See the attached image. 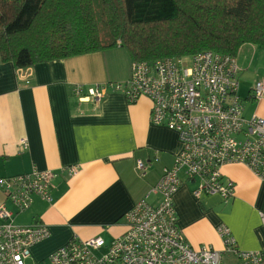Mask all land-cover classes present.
<instances>
[{
  "label": "crops",
  "instance_id": "0c3cea01",
  "mask_svg": "<svg viewBox=\"0 0 264 264\" xmlns=\"http://www.w3.org/2000/svg\"><path fill=\"white\" fill-rule=\"evenodd\" d=\"M115 49L121 48L19 70L11 62L0 63V178L33 168L55 174L52 203L33 196L29 209L21 213L0 190V203L12 212L14 224H43L49 232L31 247L26 264H47L48 257L73 237H100L108 245L122 235L124 215L180 151L174 131L150 124L147 98L129 103L113 88L98 102L74 96L75 86L85 93L128 79L130 60L125 61L122 49ZM262 53L245 44L236 56L238 95L246 104L255 105L250 88L264 79ZM240 90L246 94L241 96ZM256 104L252 115L264 119V100ZM21 140H26V149ZM139 159L148 164L144 177L136 172ZM221 172L235 183L227 201L218 195L195 197L196 183L181 175L182 185L174 195L177 224L191 248L210 246L221 252L222 264L224 258L228 264H241L225 251L218 227L229 229L237 250L264 251V182L240 164L224 165ZM158 200L151 196L148 202L155 205Z\"/></svg>",
  "mask_w": 264,
  "mask_h": 264
},
{
  "label": "built area",
  "instance_id": "2783aa9c",
  "mask_svg": "<svg viewBox=\"0 0 264 264\" xmlns=\"http://www.w3.org/2000/svg\"><path fill=\"white\" fill-rule=\"evenodd\" d=\"M238 74L236 57L205 51L132 62L129 77L121 84L96 86L85 93L75 86L73 94L79 100L98 102L108 88L122 93L129 103L147 98L150 124L174 131L181 148L157 183L124 215L122 235L108 245L100 237H73L48 257L47 264H222L221 252L210 246L195 250L186 242L177 224L174 195L182 185V175L196 183L195 197L218 195L227 201L235 189V183L221 172L228 164L243 165L264 182V119L243 115ZM250 99L264 100V79L252 85ZM21 144L27 148L26 140ZM135 168L144 177L148 164L139 159ZM54 176L52 171L33 168L1 177L0 190L21 213L29 209L33 196L52 203ZM151 196L159 198L155 205L148 202ZM218 234L225 251L235 254L241 264H264V251L237 250L225 226L218 227ZM48 236L43 224H14L12 212L0 203V264H26L31 247Z\"/></svg>",
  "mask_w": 264,
  "mask_h": 264
},
{
  "label": "trees",
  "instance_id": "16d2710c",
  "mask_svg": "<svg viewBox=\"0 0 264 264\" xmlns=\"http://www.w3.org/2000/svg\"><path fill=\"white\" fill-rule=\"evenodd\" d=\"M101 9L109 46L92 0H0V63L19 70L112 47L132 62L236 57L245 44L264 52V0H101Z\"/></svg>",
  "mask_w": 264,
  "mask_h": 264
},
{
  "label": "rangeland",
  "instance_id": "374dc122",
  "mask_svg": "<svg viewBox=\"0 0 264 264\" xmlns=\"http://www.w3.org/2000/svg\"><path fill=\"white\" fill-rule=\"evenodd\" d=\"M92 4H93V9H94L96 19L98 21V29H99V35H100L101 42L104 46H109L112 43V38L109 35V32L106 28L105 21H104L103 15H102L101 0H92ZM113 48H116V47H112L109 49H113ZM121 49H115V50H121L123 53V56L125 57V61L129 58L130 65H131L132 59H131L129 53L125 49H123V48H121ZM262 54L264 56V53H262ZM109 56H111V55H109ZM260 62L264 65V59L263 58L261 59ZM262 64L260 66H263ZM263 70H264V67H263ZM245 94L246 93L243 90H240L241 96H244ZM254 104L255 105H253L252 103L246 104L245 101H243L244 116L246 118H250L252 116V113L257 111V110L255 111L257 104L256 103H254ZM223 262H224V264H228V259L224 258ZM221 263H222V260H221Z\"/></svg>",
  "mask_w": 264,
  "mask_h": 264
}]
</instances>
